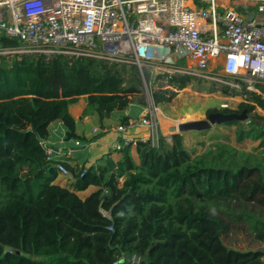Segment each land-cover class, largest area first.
<instances>
[{"label": "trees", "instance_id": "obj_1", "mask_svg": "<svg viewBox=\"0 0 264 264\" xmlns=\"http://www.w3.org/2000/svg\"><path fill=\"white\" fill-rule=\"evenodd\" d=\"M21 48L0 34V264H264L261 249L226 242L230 233L245 234L264 246V116L256 112L264 110L262 95L233 90L231 96H245L237 109L210 110L246 111L247 119L223 124L233 130H217L200 154L184 147L181 134L158 147L139 142L111 149L89 167L64 164L74 180L65 186L41 142L49 125L62 122L67 138L85 141L70 106L84 98L82 118L103 124L135 102L144 106L137 98L143 78L132 64L2 54ZM157 78L176 89L194 80ZM175 95L161 88L154 100L161 106Z\"/></svg>", "mask_w": 264, "mask_h": 264}, {"label": "built area", "instance_id": "obj_2", "mask_svg": "<svg viewBox=\"0 0 264 264\" xmlns=\"http://www.w3.org/2000/svg\"><path fill=\"white\" fill-rule=\"evenodd\" d=\"M0 30L23 48L9 53L64 55L137 66L146 90L142 113L113 127L111 149L139 142L158 147L174 134L161 131L160 107L144 71L205 78L264 98V0H0ZM5 53V51H4ZM180 61L163 67L155 62ZM219 63L224 77L205 74ZM226 106V105H224ZM184 120L178 122L182 123ZM55 123H58L56 125ZM178 127V126H177ZM101 129L94 128L97 136ZM57 145L55 151L48 145ZM60 177L73 178L64 164L92 142L67 138L53 122L43 143ZM102 213L110 218L108 212ZM137 263V259L133 258Z\"/></svg>", "mask_w": 264, "mask_h": 264}, {"label": "rangeland", "instance_id": "obj_3", "mask_svg": "<svg viewBox=\"0 0 264 264\" xmlns=\"http://www.w3.org/2000/svg\"><path fill=\"white\" fill-rule=\"evenodd\" d=\"M2 10L3 7L0 6V13L2 12ZM2 33H3L2 30H0V34ZM2 54L8 55L6 51L5 53L2 52ZM172 61H174V64L172 65H176V66L183 65L182 63H180V61L177 62L174 59L171 60L165 59L162 62L158 61L155 62L154 64L156 65L160 64V66L166 67ZM126 65H130V64H126ZM163 72H164L163 70H159V69L158 71L153 70L152 72H149L150 78L147 80V85L150 88L152 86L154 90H159L162 88L176 92L175 97L170 103L159 106L160 107L159 109L161 111V113H159V118L162 124L161 131L166 135H171V133L175 131L178 132L177 123L182 119L184 120V122L205 120L210 115L209 114L210 110L212 109L221 110L224 108L237 109L239 103L243 102L245 99V96L242 95L236 97L231 96V91H233L234 89L231 88L229 93H225L223 91V88L226 87V85L201 77L194 78L191 84L184 89H176L174 87L168 86L165 80H159L157 78L159 74H165ZM205 74L224 77V74L222 73L219 63H213L209 65V67L205 71ZM141 89L142 92L140 95H138L137 98L141 99V102H143L146 94V90L143 86L141 87ZM243 91L244 89L238 92H243ZM137 104L139 105V103ZM79 109H80L79 105L74 106L73 108V110L75 111L74 113H78ZM131 109L133 112L134 109H139V107L133 105L131 106ZM256 112L264 116V110L257 108ZM121 118L122 115L118 113L113 118H108L109 121H106V123L103 122V124H101L99 121H97L96 126L100 127V128L97 127L101 129L100 134H107L108 132L113 133L112 127L110 126L109 128L107 127V125H113L116 121H120ZM217 130H220V132H226V130L232 131L233 129L230 127L225 128V125L223 124H216L208 132L189 131V132L181 133V135L184 138V144H185L184 147L189 152H193L194 154H200L208 147L211 137L217 133ZM100 134H98L97 136H99ZM97 136L91 137V140L97 138ZM92 144L94 143L92 142ZM110 145H111L110 141H105L103 145H100V147L105 148L106 153H108L109 150H111ZM242 147L243 148L245 147L246 149L249 148L250 142H246L245 145H242ZM92 153L94 154V151ZM87 161H88L87 166H89L90 160L87 159ZM231 236L232 234L230 233L229 237L226 239V242L231 243L236 248L255 250L264 247L263 245H259L253 242L245 234L240 235V237L238 238Z\"/></svg>", "mask_w": 264, "mask_h": 264}, {"label": "crops", "instance_id": "obj_4", "mask_svg": "<svg viewBox=\"0 0 264 264\" xmlns=\"http://www.w3.org/2000/svg\"><path fill=\"white\" fill-rule=\"evenodd\" d=\"M81 99H83V100H79L78 101L79 103L77 102L74 105L70 106L71 115L73 116V118L75 119V122H76V133L79 136L83 137L85 139V141L93 142L94 144L91 146V148L89 149L88 152L77 153V154H75L74 157L68 158L67 164H69L70 166H77V165L80 166L85 161L87 162L86 163V166H87V164H88L87 159L90 160L89 166H91L92 164H96L97 161L103 157V155L107 154L105 148H101L100 145H103V143L105 141H110V143L112 145L116 140V136H115L114 132L113 133L108 132L107 134H104L101 138L91 140V137L94 136L93 135V129L96 127H99V126H96L98 120L95 116H88V117L82 118L81 113H82V110L84 109V107L86 105V102H85L84 98H81ZM76 104L80 106L78 113H74L75 111L73 110L74 106H77ZM133 105H136V107H139V109H134V111L132 112V109L130 107L125 112L120 113L122 115V117L135 118V117H138L142 113L143 105H141V104L138 105L136 102L131 104V106H133ZM106 121H109V119L106 118L104 120V122L106 123ZM119 123H120L119 121H116L113 125H107V127L110 128V126H111L112 130H113V127H115ZM55 124L58 125V123H55ZM161 129H162V124H161ZM109 131H110V129H109ZM172 133H176V131L172 132ZM111 145H110V147H111ZM48 146L53 148L55 151H57L59 149L57 145L49 144ZM93 151H94V154L92 153ZM113 158L115 160H118L117 154H114ZM89 166H87V167H89ZM58 181L61 182L65 186H68L74 182L73 178L64 179V178L60 177V175L58 177ZM94 189H95L94 187L89 188L87 191L82 193V197L87 196L92 191H94Z\"/></svg>", "mask_w": 264, "mask_h": 264}, {"label": "water", "instance_id": "obj_5", "mask_svg": "<svg viewBox=\"0 0 264 264\" xmlns=\"http://www.w3.org/2000/svg\"><path fill=\"white\" fill-rule=\"evenodd\" d=\"M247 119L246 111L242 114H224V113H214L210 114L205 120L182 122L178 125V133H185L189 131L197 132H208L216 124H227L232 121H244ZM42 143L45 142V139L41 140ZM54 169H51V172H54ZM10 248H6V251H9ZM261 251L264 253V247L261 248Z\"/></svg>", "mask_w": 264, "mask_h": 264}, {"label": "bare ground", "instance_id": "obj_6", "mask_svg": "<svg viewBox=\"0 0 264 264\" xmlns=\"http://www.w3.org/2000/svg\"><path fill=\"white\" fill-rule=\"evenodd\" d=\"M0 6H2L1 2H0ZM0 18H1V14H0ZM168 123V122H167ZM168 125V124H167ZM169 132V131H168Z\"/></svg>", "mask_w": 264, "mask_h": 264}]
</instances>
